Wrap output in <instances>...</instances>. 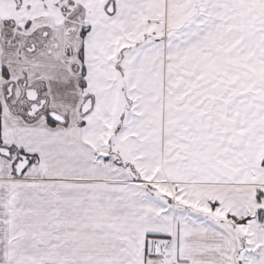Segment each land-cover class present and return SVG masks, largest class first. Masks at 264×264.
Listing matches in <instances>:
<instances>
[{
	"label": "snow or ice",
	"instance_id": "6c2138e0",
	"mask_svg": "<svg viewBox=\"0 0 264 264\" xmlns=\"http://www.w3.org/2000/svg\"><path fill=\"white\" fill-rule=\"evenodd\" d=\"M0 264H264V0H0Z\"/></svg>",
	"mask_w": 264,
	"mask_h": 264
}]
</instances>
